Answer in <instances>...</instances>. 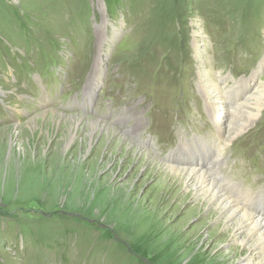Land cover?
<instances>
[{"label":"rangeland","instance_id":"rangeland-1","mask_svg":"<svg viewBox=\"0 0 264 264\" xmlns=\"http://www.w3.org/2000/svg\"><path fill=\"white\" fill-rule=\"evenodd\" d=\"M201 73L224 94L264 89V0H0V264L248 257L215 208L164 176V157L189 166L185 144L218 140ZM251 121L221 158L250 194L264 189V105Z\"/></svg>","mask_w":264,"mask_h":264},{"label":"bare ground","instance_id":"bare-ground-1","mask_svg":"<svg viewBox=\"0 0 264 264\" xmlns=\"http://www.w3.org/2000/svg\"><path fill=\"white\" fill-rule=\"evenodd\" d=\"M195 53L198 58L203 57V49L200 48V44L196 45ZM200 82L202 83L205 104L208 105L207 114L212 117V124L218 132V140L212 144L200 143V146L195 140V147L185 144L181 148V152L189 150L190 154L193 151L192 154L199 155L189 166L172 164L171 156L173 158L176 156V152L173 151L169 156L163 158L166 163L164 164V176L180 180L184 190H190L195 201H201L215 208L218 216L223 219L226 225L232 227V241L236 242L240 239L241 246L249 247V256L242 259L238 264H254L253 258L255 256H260V260L256 264H264V212L259 210L264 205V189L262 192L250 194V190L242 189L239 185L223 179L224 161L221 159L225 148L252 123L251 120L258 116L261 107L264 105V89L259 92L255 90L241 93L236 88H229L225 90L224 94L221 88L219 89V86L214 83V80L206 74H200ZM236 84L239 85V83ZM236 92L239 95L235 97L233 104H230V98ZM252 99L256 100V104L250 102ZM58 118L64 119L61 115H58ZM85 124H89L98 131L104 130L108 139H113L114 135L117 134L112 125L102 124L100 121L89 120ZM70 135L75 136L73 133ZM119 137L122 143L130 145L124 136L119 135ZM112 139L109 141V145L113 151L116 148V141L113 142ZM208 151H211L214 156L211 167L209 166L211 163H208V156H210ZM142 154L137 153L140 156ZM144 154V157L150 158L148 153ZM206 156L207 161L204 166L203 159ZM181 161L186 162V159L180 158L178 162ZM245 177L248 178V169H244Z\"/></svg>","mask_w":264,"mask_h":264},{"label":"trees","instance_id":"trees-1","mask_svg":"<svg viewBox=\"0 0 264 264\" xmlns=\"http://www.w3.org/2000/svg\"><path fill=\"white\" fill-rule=\"evenodd\" d=\"M111 6V5H110Z\"/></svg>","mask_w":264,"mask_h":264}]
</instances>
